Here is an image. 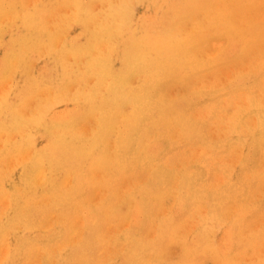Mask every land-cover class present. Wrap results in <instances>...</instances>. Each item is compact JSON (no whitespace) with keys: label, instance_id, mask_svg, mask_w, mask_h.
<instances>
[{"label":"bare ground","instance_id":"obj_1","mask_svg":"<svg viewBox=\"0 0 264 264\" xmlns=\"http://www.w3.org/2000/svg\"><path fill=\"white\" fill-rule=\"evenodd\" d=\"M136 1L138 0H67L68 7L73 8L72 14L62 18L61 22H56L54 31L50 29L46 31L38 19L27 23L31 27L36 24V30L28 32L16 40L14 45L9 47L3 62V75L9 78L12 74L17 73L23 84L20 86L21 91L16 90L6 94L2 99L0 98V133L8 135L13 133L22 135L23 133L25 135L27 132L25 124L30 121L28 117L32 116L29 114V109H27L29 116H24L26 114L21 113L19 104L24 103L26 108L25 102L28 99L29 103L33 99L41 97V92L38 95V91H36L41 85L43 90L47 89V93H51L53 96L49 97L46 93L49 99L37 100L38 107L53 106L56 102H64L66 106L63 111L55 113L53 117L41 119L43 122L39 125L36 133L39 132L48 139L47 145L38 148L35 141L36 136H30L11 148L5 146L7 150L4 151L5 155L3 156L8 157L7 154L9 153L17 157L19 155L24 156L25 151V154L32 152L31 156L30 154L26 155L27 158L29 156L31 158V160L27 159L29 165L25 164L26 170H29L28 185H33L38 180L43 183L48 179L45 172L46 166L50 169L51 166L54 167L58 164L56 168L65 169L68 163L80 161L74 175L71 174L73 187L64 193L62 199L65 208L70 210L71 215H75V217L65 221V227L70 228L68 231L70 239L67 240L68 242H63L67 244L73 241L71 246L75 243H77L75 245L79 244V262L84 261L80 264H160L156 261L155 253H162L161 250L168 248L167 244L170 240L182 245L184 250V255L177 261L175 260L174 264H198L201 253L212 255L220 262L219 264H242L245 255L248 253L251 256L254 255L252 257H257L255 255L258 254L261 256L260 252H264V222L257 227L253 224V220L259 214L264 215V209L256 205L251 198L264 185L262 176L264 170L261 173L259 169L261 162L264 161V73L258 75L254 83L250 81L248 87L241 85L254 74L249 77L233 76L230 85L222 86L223 88L214 87L213 83L215 82L206 79L205 74L217 66L215 65L217 60L210 61L206 66L198 64V61L190 62L191 59L188 54L183 52L179 44H176L177 41L171 39L170 32H173V29L172 27L169 29L168 26L170 16L164 17L163 26L154 22L160 13L168 10L171 13L176 9V7L171 8L173 0H164L163 11L161 12H157L151 7H145L138 17L137 24L134 25L132 23L134 18L133 4ZM213 9L215 7L211 10ZM176 15L172 21L173 26L178 23L181 24L183 20ZM230 19L223 20L225 23L222 26L223 30L230 27L231 23L234 24V21ZM94 23V28H92ZM254 40L255 34L252 33L250 27L248 31L238 30L234 37H229L228 46L234 54L238 53L237 42L241 44L244 52L255 49L256 55L248 54L249 56H242V58L244 64L250 67L249 69L252 68V71L258 72L259 68L264 66V49L258 48ZM42 51L47 52L49 63L46 65L45 72L48 73L40 72L43 75L39 76V81L25 83L29 78V70L31 73L30 67H33L31 59ZM234 54L225 51L224 57L238 58V55ZM251 57H254L253 60L251 59L252 61H250ZM70 59H73L77 64L82 63L81 66H78L81 69L70 68L68 65ZM177 70L180 71L178 79H170L177 73ZM50 71L54 74L52 75ZM191 71L194 75L186 80L184 76H187ZM134 78L138 79L135 85ZM198 78L206 82L203 87L196 88L185 96L169 97L165 87L168 83H188V81H196ZM6 82L8 83V80L4 82L5 85ZM5 85L4 88H6ZM9 91L11 92V90ZM44 92L43 94H45ZM129 101L133 102V108L129 113H125L122 108H126L127 105L124 104ZM36 110L33 112L36 113ZM231 110L232 113L229 112ZM23 112H27L26 109L25 111L23 109ZM251 113L257 114L256 122H251ZM34 120H36V116L31 119V121ZM212 123H216L219 131L226 130L229 133V138L225 143H216L212 149L213 152H206L205 154L204 150L207 151L208 147L212 145L208 136V133H211L208 132V127ZM154 130H156L155 134H153ZM174 131L180 133L178 136L183 134L191 139V146L196 147L198 145L201 147L200 156L197 155L199 149L191 148L190 152H185V149L174 146L176 143ZM224 132H219L220 138H223L221 134ZM48 133L50 136H46ZM149 135H153L154 139H157V145L148 147V144H144L145 141H150L147 140ZM5 137H3L4 142L6 141ZM247 137L251 138L250 146L254 148L252 151H255L254 158L250 160L254 166L248 163L246 156H242L238 161H235L242 166L238 178L232 179L231 174L229 175L230 178L222 177L224 178L223 183H218L215 179L213 181V174L211 173L215 171L214 168H217L216 164L223 162L224 169L220 166L219 168H221L222 174L228 173L230 167L235 163L232 160L231 162L225 160L228 157V150L233 144L245 141ZM3 144L2 142L1 145ZM33 149L35 150L33 151ZM173 154L175 157H179L184 165L180 173L174 170L176 167L173 168L174 163L171 159ZM13 156L10 157L13 158ZM89 159L91 160L89 161ZM11 160L13 159L10 158L9 161ZM22 160L23 158H21V162ZM195 160L196 165H193L192 161ZM13 161L12 164H16ZM18 161L20 162V160ZM87 161L89 162L86 163ZM232 167L234 168V166ZM5 170L7 171V169ZM243 171L245 175L251 176L252 182L244 178ZM56 173L53 172L52 174L56 175ZM146 173H148V177L144 176L147 179L146 183H141L139 180L140 184L137 183L138 181L133 184L130 180L129 182L132 184H125L128 175L133 174L134 177H138ZM218 180L220 181L221 178ZM216 181L221 186L214 189L215 184L213 183ZM40 183L39 185L42 184ZM56 188L54 186L52 191L55 192ZM222 188H224L223 193ZM177 189L180 191L178 194L181 197L178 199V194L175 195L178 199L177 201L175 199V203L180 206L178 208H181V211L176 212L174 208L170 207L171 212L168 210L170 214L164 215L158 220L155 219L163 204L168 203V198H171L170 201L172 202L173 193L177 192ZM207 189L214 194L208 196L203 192ZM124 190L126 191L124 192ZM52 194L54 195L51 193L50 196ZM121 194L123 203L130 204L132 200L133 203L135 202L132 209L128 207L129 213L124 212L126 206L123 205L122 207L117 203ZM44 196L47 198L48 195L45 194ZM97 196H100L99 199L102 201L99 200L100 202H98ZM220 196H238L241 198L240 201L234 203L236 207L233 206L235 207L233 211H235H232L233 216L227 235L225 234L227 240L224 244H218L216 241L210 242L209 236L205 235L208 231L214 230L212 228L217 225L212 220H214L218 210L227 215L224 210L225 203L222 200L218 201ZM203 198L208 201L204 202ZM7 200H9V196ZM46 200L48 201V198ZM96 200L97 203L95 204ZM39 201L40 199L37 198L35 201L37 205ZM51 201L52 199L50 203ZM48 203L46 202L47 205ZM8 204L5 205L7 209L11 203ZM205 204L208 208L205 207ZM108 207H112L113 211L109 217L105 215V212L107 213L111 209L106 211ZM51 208L54 209V207ZM55 208L61 207L56 206ZM23 211L25 213L24 208ZM56 215L57 213L53 215L54 218ZM191 215H195L197 218L192 217L195 219H198L199 216L200 221L198 220L199 223L197 222L195 228L193 227V231L182 234L181 230L185 227V221L186 219L189 221ZM230 215L227 216L231 217ZM127 216L131 218V222H127L130 226H125L128 228L126 231H124L125 229L122 230V232L124 231L122 235L117 234L120 236H116L115 242L122 243L123 240H126L130 245L117 259H114L113 255L112 261L107 262L110 257L106 258L107 260L99 257L101 250H104L106 246H104V242H106L104 231L109 223L114 222V225L119 226ZM220 218L221 215H218L217 219ZM129 219L127 218L126 221H130ZM57 221L61 222L60 219ZM262 221H264V217ZM42 222L40 223L42 224ZM154 224H156V230L153 231L154 238L151 236V240L147 241L148 230ZM24 225L26 224L24 223ZM19 226L17 227L20 228ZM40 227L39 224L36 230ZM78 228L83 231L81 232L83 234L77 231ZM78 234L82 236L79 235L80 237H78ZM71 239L72 241H70ZM113 240L112 242H114ZM62 244L60 242L58 246L61 247ZM69 244L66 245L67 248L70 247ZM53 248L55 247L49 248L52 251L46 248V252H53ZM62 248L61 250H63ZM10 249L8 252L11 251ZM8 252L7 254L10 255ZM7 256L3 254V257ZM49 256L48 261L50 260ZM235 256L237 262L234 260ZM54 258L52 257L50 261H53ZM119 259H121L120 262H118ZM38 260L37 258V263H39ZM45 263L47 262L45 261ZM250 264H264V261L258 257V259H253Z\"/></svg>","mask_w":264,"mask_h":264},{"label":"rangeland","instance_id":"obj_2","mask_svg":"<svg viewBox=\"0 0 264 264\" xmlns=\"http://www.w3.org/2000/svg\"><path fill=\"white\" fill-rule=\"evenodd\" d=\"M164 2H165L164 0H138V1H136L133 4L134 18H133L132 23L134 25L137 24L138 17L144 11L145 7L154 8V9H156L157 12L163 11ZM175 7H176V9H174V11L171 13H169V10L166 12L160 13L158 15V17L154 20V22L157 25L163 26L162 20L164 19V17L167 15L170 16L171 19H170V24H168V26H169V29H170V27H172V29H173V32H170V35H172L171 39L177 41L176 44H179L182 47L183 52H186L188 54V56L191 59L190 62H192L194 60V61H198V64L206 66V65H208L207 63H209L210 61L217 60V62L215 64L217 66H215V68L212 71H208L205 74V78L207 77L206 79H208V80L211 79L213 82H215V83H213L214 87H216V88L217 87L218 88L226 87V86L230 85V83L233 80L232 78H234L238 75H243L244 77H247V76L249 77V76L254 74L249 80L244 82V84H242V85L240 84L243 87H248V86H250V84H249L250 81L252 83H254L256 81V78H258V75L264 73V66L260 67L259 71L257 72V71H252L253 70L252 68L249 69L250 67L246 66L243 62L242 56L247 57L250 54L256 55L255 49L254 50L253 49L248 50V52H244L242 50L241 44H239L237 42L236 47H237L238 53L234 54L233 50H231L228 46L229 37H234L238 30L248 31L251 27L252 33L255 34L254 43L257 44L258 48L261 47L264 49V0H173L171 8L173 9ZM214 7H215V9L211 10ZM71 11H73V8L70 6L68 7L67 0H0V91H1L0 92V98L1 99L6 94H10L12 92H15L16 90L17 91L22 90L20 86H21V84H23V82L17 73L12 74L9 78L3 75V73H4L3 62H4V59L6 57L7 52L9 51V47L13 46L14 43L16 42V40H18L20 37H22L26 33L36 30V28H35L36 24L33 27H31L27 23L32 21V20L38 19V20H40L39 22L46 28V31L48 29L54 31L55 27H56V22L59 23L62 21V18L66 17L67 15L72 14ZM224 12H226V13H224ZM230 13L232 15L231 19H230ZM175 15L179 19L183 18V20H182L181 24L178 23L176 26H173L172 21H173V18L175 17ZM227 19L234 21V24L231 23L230 27L225 28V30H223L222 26L225 25V23H223V20L226 21ZM176 21H177V18H176ZM93 25H95V23L92 24V28H94ZM50 26H52L53 28L51 27L52 28L51 29ZM60 40H61V38H60ZM60 40L58 41V43L60 42ZM225 51H227V53L229 52L230 54L238 55V58L229 59L230 57H224ZM41 54H42V56H41ZM251 59L253 60L254 57H251L250 61H252ZM31 62H32L31 65L33 64L32 65L33 67H30L31 73L29 70V72H28L29 78L26 80L25 83H31L33 81L34 82L39 81V76L44 74L46 65L49 63V60L47 58V52L42 51V52L38 53L37 55H35L31 59ZM68 65L70 68L81 69V68H78V66H81L82 63L77 64L73 59H70ZM40 72H43V74H40ZM50 72H52V71H50ZM179 72L180 71L177 70V73L173 77H171L170 79H178ZM45 73H48V72H45ZM159 73L161 74L160 71H159ZM53 74H54V72H52V75ZM193 75H194V73H192V71H191V72H189V74L187 76H184V77L186 80H188ZM22 78H24V77H22ZM7 80H8V83L7 82L6 83L8 85L7 84L5 85L4 82ZM133 81H134V85H135L136 81H138V79H135ZM193 81L192 80L188 81V83H186V82H181V83L180 82H172V83L170 82V83H168L167 85H165V87L167 88V92H168L169 97L170 98H177L179 96H185L186 94L190 93L191 91L193 92L194 90H196V88L199 89L206 84V82H204V80H202L200 78H198L194 82ZM192 82H193V84H192ZM137 84H138V82H137ZM4 85L6 88H4ZM7 86L9 88V90H11V92L9 90H6V89H8ZM10 86H11V88H10ZM235 86H237V85H235ZM44 90H46V92H44ZM44 90L42 89V85H41L40 88L36 90V91H38V95L40 92L42 93V95L40 93L41 97H37V98L33 99L32 101H30L29 103H28V101H29V99H28V101L25 102L26 108L23 105L24 103L19 104L20 109H21V113L26 114V115L23 114L24 116L28 117L29 111H30V113H29L30 116H32V117H28L30 121H28L27 124H25V126L28 130L24 126V131H25V129L27 131V132H25V135L23 133H22V135H20L19 133H17V134L13 133L12 135H8L6 133H0V145L2 142L4 143L3 145L0 146V162H1L0 163V171H1L0 172V176H1L0 177V261L4 260L3 262L1 261L0 264H44L45 261L47 262L45 264H68V263L69 264H80V263H84V261L79 262V254H78L79 253V244L75 245L77 243L74 242L75 244H73V246H71L72 242H73L72 239L70 240L72 242H69L70 244L69 243L65 244L66 242L65 243L63 242V241H67V240L69 241V239H70V234L68 232L70 228H68L67 226L65 227V225H66L65 221H66V219H70V218L75 217V215H71L69 212L70 210L65 208V206L62 204V199L64 198L63 197L64 193L67 192L69 189L71 190L73 187V176L71 177V174L74 175V172L77 170V168L80 165V161L77 160V161H74L73 163H68V165L65 166V169L64 168H56L58 164H56L54 167L51 166L50 169L48 166H46V168L48 170L46 169L45 172H46V177H48V179L45 178L47 180H45V179H43V180H45L44 182H46V181L47 182L42 183L41 180H38L39 183L41 182L43 185L45 184L43 186L41 183H40L41 185H39L38 182L34 183L33 185L27 184V180L29 178V170L28 169L26 170L27 166L25 164L29 165L27 159L31 160V158H30V156L32 155L31 151H30V153H27V154H25L26 153V151H25V153H23L24 156L19 155V156H17L18 158L14 157L13 155H11L9 153L7 154L8 157L3 156V155H5L4 151L7 150V148H11V147L15 146L17 143H19L20 141H22L26 137H30V136L35 137L36 136L35 141H36V145L38 148H41V147L48 144V139H46L45 136H43L42 134H39V132L36 133L39 125H41L43 122V121H41V119L44 117L46 119H47V117H49V118L53 117V115L55 113H57L59 111H63V109L66 105L64 102H56L53 104V106H50V105L44 106L43 105L41 107H38V101L37 100L44 99V101H45V99H49V97L53 96V94L47 93V91H48L47 89H44ZM43 92L45 94H43ZM46 93L48 94L49 97H47ZM32 103L33 104L35 103V104L33 105ZM132 104H133L132 101L125 103L124 105H127V107L126 108L123 107L122 111L125 113H129L133 108ZM28 105L30 106V108ZM23 109H24V111L26 109L27 112H23ZM27 109H29V111ZM35 110H36V113H34ZM229 112L232 113V110ZM231 113H229V114H231ZM35 116H36V120L31 121V119L34 118ZM257 118H258L257 114L251 113V120H252L251 122H256ZM209 127H211L210 130H209ZM209 127H208V132H211V133H208V136H209L210 141L212 142V145L208 147V150L210 152L208 150L206 151V149L204 150L205 154H206V152L212 153L213 152L212 149L216 146V143H225L227 141V139L229 138V133L226 130H223V131L220 130L219 131L216 123H212ZM155 131L156 130L153 131V134H155ZM217 131H219L220 133L221 132L223 133L224 131H226V132H224V134H221V137H223V138L225 137V138L224 139L220 138V133L219 132L217 133ZM173 133H174V140H176L175 141L176 143H174V146H177L183 150L185 149L184 150L185 152H190L191 148H195L196 150L199 149L200 151H197V155L200 156V153H202V150L200 149L201 147H199L198 145H196V147L191 146L190 143L192 142V140L189 139L188 137L184 136L183 134L178 136V133H179L178 131H174ZM48 134H46V136H50V134L49 135ZM247 134L249 135V133H247ZM4 136H6L5 142L3 139ZM9 139H10V141H9ZM211 139H213V140H211ZM147 140H150V141L149 142L145 141L144 144H148L147 145L148 147L157 145V139H154L153 135H149ZM182 141H184V142H182ZM250 142H251V138L247 137L245 141H241L237 144H233L230 147V149L228 150V152H227L228 157H226L225 160L226 161L228 160L229 162H231V160H232L233 162H235V161H238L242 156H246L248 159V163L251 166H254V164H252L250 160H252L254 158L255 151H252L254 148L250 146ZM5 146H7V148H5ZM188 147H189V149H188ZM34 150L35 149H33V151ZM29 154H30V156L27 158L26 155L28 156ZM10 156H13V158ZM202 156H204V155H202ZM10 158L13 159L14 161L13 160L9 161ZM21 158H23L24 164H23V160L21 162ZM195 158H197V157H195ZM171 159L174 163L173 168L176 167L174 170L179 171V173L182 172L184 165L181 162V160L179 159V157H175V155L173 154ZM18 160H20V162ZM90 160L91 159H89V161ZM196 160L192 161L193 165H196ZM12 161H13V163H16V164H14L15 166L12 164ZM89 161H87L86 163H88ZM5 162H7V163L5 164ZM219 162H216V163H219ZM222 163L223 162L216 164L217 168H214L215 171H213L211 173V174H213L212 175L213 181L215 179L218 181V183H220V182L223 183L224 178H222V177L226 176L227 178H230L229 175H231V174H232V176H231L232 179L238 178V175L241 173V167H242L240 164H237L235 162L232 165V166H234V168L231 166L228 173L222 174V171L220 170L222 167L224 169V163L223 164ZM219 166L221 168H219ZM4 167H6L5 169H7V171L4 169ZM51 169L52 170L54 169V170L52 171ZM259 169H260V172L262 173L264 170V161L261 162ZM231 170H233V171L231 172ZM255 170H256V168H255ZM53 172L54 173L57 172L56 175L52 174ZM62 173H64V174H62ZM148 173L142 174L141 176L139 175L138 177H134L135 175H133V174L131 176L128 175L129 176V177L127 176L128 179L126 178L127 180L126 179H125L126 181L124 180L125 184L130 185V184H132V182H133V184H135L136 181H138L137 183H139L140 181H141V183H146L147 179L144 176L148 177V175H147ZM219 173H221V174H219ZM218 175H220V176H218ZM248 175H245L244 171H243L244 178L247 181L249 180L252 182V178H250L251 176L249 175V177H248ZM262 176H263V182H264V175H262ZM216 177H217V179H216ZM70 178H72V179H70ZM137 178H139V179L137 180ZM220 178H221V180L219 181L218 179H220ZM130 180H132L131 183L129 182ZM70 181H71V184H69ZM127 181H128V183H127ZM217 181H216V183H217ZM65 182H66V185L63 188V185L65 184ZM216 183H213V184H215L213 188L214 189H217V187L220 188L221 185L218 183L216 184ZM24 184H25V186H24ZM217 185H219V186H217ZM45 186H46V188H45ZM54 186L57 187L55 192L52 191V190H54ZM66 186H68V187H66ZM246 186H249V185H246ZM39 187H40V189H39ZM33 188H34V190H33ZM173 190H174V188H173ZM125 191L126 190H124V192ZM178 191L173 193L172 202L170 201L171 198H168L169 199V201H167L168 203L165 205L163 204L164 207L163 206L161 207V209L159 211L160 213L159 212L157 213V215L155 216L156 217L155 219L158 220L159 218L163 217L164 215L170 214V212H171L170 207L172 209L174 208L176 212L181 211V208H178L180 206L176 205V203H175V199L177 201L181 197L179 195L180 191L179 192ZM259 191H260V193H259ZM9 192H11V193H9ZM203 192L206 193L208 196H210L211 194H214L212 191H209L208 189L203 191ZM223 192H224V188H222V193ZM51 193H54V195L52 194L53 196L51 195L52 197L50 196ZM45 194H46V196L48 195L47 196L48 201L46 200L47 198L45 196L43 197V195H45ZM122 194L120 197L122 200L120 198H118L117 203H119L122 207H123V205L126 206V209H125L126 211H124V210L123 211L126 213H129V210L133 208V205H135L134 204L135 202L133 203L132 202L133 200H132L131 201L132 203L130 202V204L123 203ZM175 195H177V197L179 196L178 199L175 197ZM8 196H9V200L11 202L9 200H7ZM100 196L99 197L97 196L98 202L102 201L101 199H99ZM49 197L52 199L51 203H50L51 199ZM53 197H55V198H53ZM37 198H38V200L40 199V201H39L40 204L38 203V205L35 202L37 200ZM251 199L255 202L256 205H259V207H262V209H264V185H262V187L255 192V194L252 196ZM30 200H31V202H29ZM97 200H96V202H94L95 204L97 203ZM119 200H120V202H118ZM221 200L223 201V203H225V209H224L225 213L227 212L226 213L227 215L231 214L230 215L231 217H229L225 214H222L221 211L218 210L216 212V216H215L214 220H212L213 223L214 224L216 223L217 225L215 224L216 225L215 228H212L214 230H212L210 232L208 231V233L205 234L206 236L207 235L209 236L210 242L216 241L218 244H224L226 242L227 239H226L225 234L227 235V232L229 230V224H230L231 218L233 216L232 211L236 207V205H234V203L236 201H240L241 198L238 196H235V197L220 196L218 201H221ZM6 201H8V202H6ZM42 201L44 202V204ZM45 201L47 203L49 202L48 205L46 204ZM203 201L207 202L208 200L206 198H203ZM41 202H42V204H41ZM5 203L6 204L11 203L10 205L8 204L10 206V207H8L9 210L7 209V206H5L6 205ZM26 203H28V204H26ZM54 204H56V205H54ZM119 204H117V205L120 206ZM51 205H53V206H51ZM34 206H36L37 208L35 207V209H34ZM56 206L57 207L59 206L61 208L57 209V208H55ZM233 206H235V207H233ZM5 207H6V211H5ZM47 207H49V208H47ZM51 207H54V209ZM205 207L208 208V206L206 204H205ZM23 208L25 210V213L23 211ZM37 209H39V210H37ZM42 209L44 212L42 211ZM107 210H109V211H107ZM168 210L170 212H168ZM79 211H81V210L79 209ZM106 211H107V213L105 212V215L106 216L108 215V217L113 214L112 207L106 208ZM164 211H166V212H164ZM202 211H203V209H202ZM228 212H230V213L228 214ZM55 213H57V215L54 218L53 215H55ZM23 214H24V216H23ZM30 215H32V216H30ZM35 215H36V217H35ZM195 215H191L190 218L188 217L189 221H188V219H186L185 227L182 228V230H181L182 234H187L190 231H193V227L195 228V226L197 225V222L199 223L200 217L198 216V219H195V218H197ZM218 215H221L220 219H217ZM59 216H60V218L57 219V217H59ZM192 217H195V218H192ZM263 217H264L263 214H259L258 216H255V218L253 220V222H254L253 224L257 227L259 226V224L261 225V223L264 222V221H262ZM32 218H34L36 220H34ZM43 218H45V219H43ZM127 218L129 219L130 216L129 217L127 216ZM127 218L124 220L125 222L123 221L119 226L114 225V222L109 223V225H107L106 230L104 231V233H105L104 239L106 238L105 239L106 242H104L105 243L104 246L106 245L105 246L106 250L104 247V250H101L99 257H101L103 259L105 258V260H107L110 257L109 260H107V262L112 261L113 258L117 259L119 257V255L121 256V254H123V252L130 245L129 242L126 240H123L122 243L115 242V239H117V237L122 235L123 232L127 230L126 228H128V227H125V226H127L129 224L127 222H131V218L129 219L130 221H126ZM55 219H56V221H55ZM59 219L61 220V222L57 221ZM32 221H33V223H32ZM41 221H43L42 224L40 223ZM54 221H55V223L52 224ZM194 221H196V222H194ZM19 222H21L22 224H20ZM63 222H64V225H63ZM11 223L13 224V226ZM24 223L26 225L23 226ZM58 223L60 226L56 225ZM31 224H34L35 226L31 225ZM39 224L41 225V227L38 228V230H36V228L39 227ZM110 224H112V225L110 226ZM19 225H22V226L20 227ZM186 225H187V227H186ZM206 225H207V222H206ZM17 226H19L20 228H18ZM128 226H130V225H128ZM28 227H29V231H28ZM44 227H47L48 229L44 228ZM111 227H112V229H111ZM152 227H151V229L148 230V233H147L148 236H146L147 241H150L152 237L154 238V235H153L154 232L153 231L156 230V224L152 225ZM120 228H122V229H120ZM122 230H124V231L122 232ZM7 231L9 232L10 235L8 234ZM77 231H79L80 233L83 232L79 228L77 229ZM111 231L113 232V234ZM149 232H150V234H149ZM181 232H180V234H181ZM81 234H83V233H81ZM81 234H78L77 236L80 237V236H82ZM117 234H120V235H117ZM4 235H5V237H4ZM114 236L115 237L117 236V237L115 238ZM6 237L8 238V240H6L7 239ZM113 237H114V240H113ZM66 238H68V239H66ZM107 238L108 239L110 238L109 241ZM112 240L114 242H112ZM60 242H61V244L63 242L65 246L66 245L68 246V244H69L70 247L67 248V246L65 247L63 244H62V246L60 245L61 247H59L58 245L60 244ZM164 242H166V241H164ZM74 246H77V247H74ZM109 246H110V248H109ZM167 246H168V248L161 250L162 253H158V252L155 253L156 257H157L156 261L160 264H174L173 262L175 260L177 261L178 259H180L184 255V250H183L182 245H179L177 242H173L172 240H170L169 243L167 244ZM5 247L7 248L6 250H5ZM52 247H55L57 249L53 248V252H51L52 250L49 248H52ZM64 247H65V249L67 248L66 251H64L65 250ZM10 248H12V249H10ZM46 248H47V250H51V251H49L50 253H48V251L46 252ZM61 248L63 250H61ZM9 249L11 250V251H9L10 255L7 254ZM44 249H45V251H44ZM121 249H122V251H121ZM30 250L34 253H32ZM69 250H70V252H69ZM110 250H111V252H110ZM60 252H63V253H60ZM260 253L262 254L261 255L262 257L259 256V254L255 255L257 257H252L254 255L251 256V254L248 253V255H250V256L245 255L246 261L244 258L242 264H250L253 261V259H255V258L258 259V257L262 258V260L264 261V252L262 251ZM3 254H4V256H7V255L8 256L3 257ZM48 256H49L50 260H52V257L53 258L55 256L56 257L53 259V261H50V260L48 261V259H47ZM112 256H113V258H111ZM246 256H248V257H246ZM37 258L39 259L38 260L39 263H37ZM67 259L69 261H66ZM105 260H102V261H105ZM234 260L237 262L236 256H235ZM120 261H121V259L118 260V262H120ZM219 263L220 262L218 260H216L212 255L204 254V253L203 254L201 253V257L198 261V264H219Z\"/></svg>","mask_w":264,"mask_h":264}]
</instances>
